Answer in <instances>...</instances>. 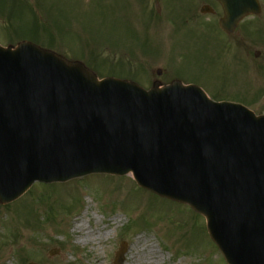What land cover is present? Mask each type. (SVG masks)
<instances>
[{
  "label": "water",
  "instance_id": "95a60500",
  "mask_svg": "<svg viewBox=\"0 0 264 264\" xmlns=\"http://www.w3.org/2000/svg\"><path fill=\"white\" fill-rule=\"evenodd\" d=\"M218 1L228 33L260 11L258 0ZM157 85L97 80L28 42L0 46V203L35 180L130 171L202 214L228 264H264V116L193 85ZM126 250L122 241L113 264Z\"/></svg>",
  "mask_w": 264,
  "mask_h": 264
},
{
  "label": "rangeland",
  "instance_id": "374dc122",
  "mask_svg": "<svg viewBox=\"0 0 264 264\" xmlns=\"http://www.w3.org/2000/svg\"><path fill=\"white\" fill-rule=\"evenodd\" d=\"M259 3L258 15L226 35L215 0H0V44L30 42L82 62L98 78L145 89L179 80L213 100L264 114V33L256 34L264 32V0ZM203 4L213 13L201 14ZM87 205L94 233L111 232L82 243V233L72 227ZM114 216L117 223L106 220ZM104 224L108 228L100 231ZM142 236L161 255L157 264H226L201 214L139 188L129 173L35 182L12 202L0 203V264H112L120 241L128 244L123 264H140L132 255Z\"/></svg>",
  "mask_w": 264,
  "mask_h": 264
},
{
  "label": "bare ground",
  "instance_id": "6f19581e",
  "mask_svg": "<svg viewBox=\"0 0 264 264\" xmlns=\"http://www.w3.org/2000/svg\"><path fill=\"white\" fill-rule=\"evenodd\" d=\"M90 207L87 205L85 211L82 216L78 217V220L75 221L74 226L72 227L73 231H79L82 233L81 236L78 237V241L82 243H86L92 241L93 239H98L101 236H106L110 234V230H105L108 228V224H104L99 230L103 232H95V228L91 229L89 226L90 219L87 218V210ZM93 223L96 225L98 223V216L93 213ZM106 220L112 221L113 223H117L118 216L107 217ZM149 238L142 236V239H137L135 245L140 247V250L136 251L135 254L132 255L134 261L140 264H157L161 261L162 257H157V251L155 250L153 244L148 243ZM142 251V252H141Z\"/></svg>",
  "mask_w": 264,
  "mask_h": 264
},
{
  "label": "trees",
  "instance_id": "16d2710c",
  "mask_svg": "<svg viewBox=\"0 0 264 264\" xmlns=\"http://www.w3.org/2000/svg\"><path fill=\"white\" fill-rule=\"evenodd\" d=\"M21 3H23V1H20Z\"/></svg>",
  "mask_w": 264,
  "mask_h": 264
}]
</instances>
